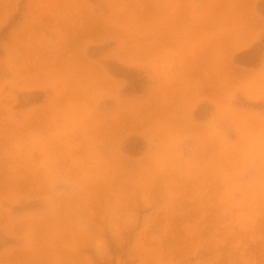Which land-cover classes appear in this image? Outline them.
I'll use <instances>...</instances> for the list:
<instances>
[{
	"label": "rangeland",
	"instance_id": "374dc122",
	"mask_svg": "<svg viewBox=\"0 0 264 264\" xmlns=\"http://www.w3.org/2000/svg\"><path fill=\"white\" fill-rule=\"evenodd\" d=\"M0 264H264V0H0Z\"/></svg>",
	"mask_w": 264,
	"mask_h": 264
},
{
	"label": "bare ground",
	"instance_id": "6f19581e",
	"mask_svg": "<svg viewBox=\"0 0 264 264\" xmlns=\"http://www.w3.org/2000/svg\"><path fill=\"white\" fill-rule=\"evenodd\" d=\"M103 35V34H102ZM102 37V36H101ZM249 40L247 39V40H245V41H243L242 43H241V45L242 46H245V44H247V42H248ZM41 56H39V58H40ZM36 61V60H35ZM38 61V60H37ZM47 63V62H46ZM45 63V64H46ZM50 63V62H49ZM49 64H46V66H48ZM52 65V64H51ZM39 67V66H38ZM35 68V67H34ZM40 68V67H39ZM42 68H43V66H42ZM93 68V67H92ZM95 69V68H94ZM29 70V69H28ZM48 70V69H47ZM89 70H90V68H89ZM40 72V71H39ZM71 73H72V71H71ZM90 73H91V71H90ZM95 73H97V72H95ZM248 73H250V72H248ZM66 74V73H65ZM98 74V73H97ZM240 74H242V73H240ZM246 74V73H245ZM251 74V73H250ZM61 75V74H60ZM72 75V74H71ZM87 75V74H86ZM245 76V75H244ZM87 77V76H86ZM94 77V76H93ZM96 77H97V75H96ZM98 79L97 80H100V76H99V74H98ZM247 77V76H246ZM61 78H64V77H61ZM95 78V77H94ZM29 79V78H28ZM31 79V78H30ZM39 79V78H38ZM75 79V78H74ZM87 79H88V77H87ZM91 79V78H90ZM93 79V78H92ZM44 80H46V79H44ZM72 80V79H71ZM77 80L75 79V82H76ZM88 81H90V80H88ZM92 81V80H91ZM35 82V81H34ZM34 82L33 81H31V82H29V84L31 83V85L32 84H34ZM72 82V81H71ZM96 82V81H95ZM108 82V81H107ZM91 83H93V82H91ZM27 84H28V82H27ZM28 84V85H29ZM105 84V83H104ZM76 85H77V83H76ZM88 85H91V84H89L88 83ZM94 85V84H93ZM30 86V85H29ZM75 86V85H74ZM84 86V85H83ZM100 86V85H99ZM72 87V86H71ZM76 87V86H75ZM75 87H73L74 89H75ZM106 87V86H105ZM69 89V88H68ZM71 89V88H70ZM66 91V90H65ZM65 91H63V92H65ZM75 91H76V89H75ZM201 92V91H200ZM247 93H248V91H247ZM62 94H64V93H62ZM71 94H72V92H71ZM82 94V93H81ZM196 94V93H195ZM200 93L198 92V94L197 95H199ZM250 94V93H249ZM73 95V94H72ZM73 96H75V95H73ZM196 97V96H195ZM194 98V97H193ZM192 101V100H191ZM154 115V114H153ZM131 116H133V115H131ZM130 116V117H131ZM136 117H138V116H136ZM129 118V117H128ZM131 119V118H130ZM132 119H133V117H132ZM138 120V118H136V121ZM129 121V120H128ZM134 121V120H133ZM139 121V120H138ZM138 121L137 122H135V123H138ZM147 121V120H146ZM132 123H134V122H132ZM139 124V123H138ZM138 124H130V126H131V130H132V128L134 129V128H136L137 127V125ZM140 125V124H139ZM148 125V124H147ZM32 127V126H31ZM128 127H129V125H128ZM127 128V127H126ZM130 130V129H129ZM126 132V131H125ZM128 132V131H127ZM72 155V154H71ZM113 155V154H112ZM111 155V156H112Z\"/></svg>",
	"mask_w": 264,
	"mask_h": 264
},
{
	"label": "crops",
	"instance_id": "0c3cea01",
	"mask_svg": "<svg viewBox=\"0 0 264 264\" xmlns=\"http://www.w3.org/2000/svg\"><path fill=\"white\" fill-rule=\"evenodd\" d=\"M248 51V52H247ZM241 53H244L246 56L244 57V58H247V59H244V60H247V62H249V63H245V65L246 66H254V65H256V64H254V63H256V61H252V60H250L252 57V55H251V53H252V50H246V51H242ZM248 60H250V61H248ZM251 62V63H250ZM242 63H244V62H242Z\"/></svg>",
	"mask_w": 264,
	"mask_h": 264
}]
</instances>
